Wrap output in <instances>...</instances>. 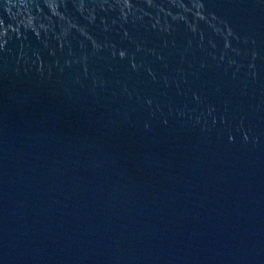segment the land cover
<instances>
[{"label": "water", "instance_id": "water-1", "mask_svg": "<svg viewBox=\"0 0 264 264\" xmlns=\"http://www.w3.org/2000/svg\"><path fill=\"white\" fill-rule=\"evenodd\" d=\"M0 264H264V0H0Z\"/></svg>", "mask_w": 264, "mask_h": 264}]
</instances>
